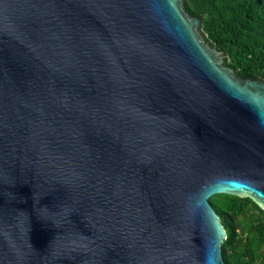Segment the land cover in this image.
<instances>
[{
    "label": "water",
    "instance_id": "obj_1",
    "mask_svg": "<svg viewBox=\"0 0 264 264\" xmlns=\"http://www.w3.org/2000/svg\"><path fill=\"white\" fill-rule=\"evenodd\" d=\"M183 0H0V264H225L208 198L264 210V80Z\"/></svg>",
    "mask_w": 264,
    "mask_h": 264
},
{
    "label": "trees",
    "instance_id": "obj_2",
    "mask_svg": "<svg viewBox=\"0 0 264 264\" xmlns=\"http://www.w3.org/2000/svg\"><path fill=\"white\" fill-rule=\"evenodd\" d=\"M201 20L204 40L241 79L264 80V0H183ZM226 237L225 264H264V210L249 197L217 193L208 198Z\"/></svg>",
    "mask_w": 264,
    "mask_h": 264
},
{
    "label": "flooded vegetation",
    "instance_id": "obj_3",
    "mask_svg": "<svg viewBox=\"0 0 264 264\" xmlns=\"http://www.w3.org/2000/svg\"><path fill=\"white\" fill-rule=\"evenodd\" d=\"M262 80V79H261ZM260 81V80H259Z\"/></svg>",
    "mask_w": 264,
    "mask_h": 264
},
{
    "label": "rangeland",
    "instance_id": "obj_4",
    "mask_svg": "<svg viewBox=\"0 0 264 264\" xmlns=\"http://www.w3.org/2000/svg\"><path fill=\"white\" fill-rule=\"evenodd\" d=\"M260 207V206H259ZM264 249V248H263Z\"/></svg>",
    "mask_w": 264,
    "mask_h": 264
}]
</instances>
